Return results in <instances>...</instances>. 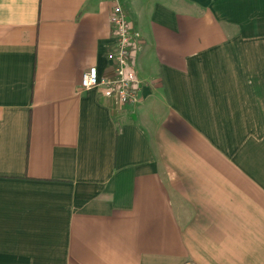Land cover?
<instances>
[{"label": "crops", "instance_id": "0c3cea01", "mask_svg": "<svg viewBox=\"0 0 264 264\" xmlns=\"http://www.w3.org/2000/svg\"><path fill=\"white\" fill-rule=\"evenodd\" d=\"M0 0V264H264V0Z\"/></svg>", "mask_w": 264, "mask_h": 264}, {"label": "built area", "instance_id": "2783aa9c", "mask_svg": "<svg viewBox=\"0 0 264 264\" xmlns=\"http://www.w3.org/2000/svg\"><path fill=\"white\" fill-rule=\"evenodd\" d=\"M113 3L111 24L116 40L115 49L107 55L113 75L100 77L96 67L87 70L82 78L83 90L101 89L108 99H115L124 106L139 102L140 80L134 58L142 50L140 34L135 32L122 0H111Z\"/></svg>", "mask_w": 264, "mask_h": 264}]
</instances>
